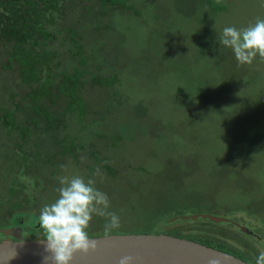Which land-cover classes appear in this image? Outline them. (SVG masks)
<instances>
[{
    "label": "rangeland",
    "instance_id": "obj_1",
    "mask_svg": "<svg viewBox=\"0 0 264 264\" xmlns=\"http://www.w3.org/2000/svg\"><path fill=\"white\" fill-rule=\"evenodd\" d=\"M70 4L76 10L68 5V12L48 25L54 34L49 45L59 52V69L71 63L84 66L81 89L88 107L85 117L79 113L82 122L59 128L57 138L70 134L59 144L61 152L51 144L55 131H43L45 124L42 129L31 126L28 137L37 134L39 144L50 142V150L45 149L50 157L36 160L39 176L46 179H41L42 192L31 183L23 191L35 195L34 212L57 198L59 176L81 175L96 180L95 186L110 199L109 211L120 216V228L109 234L183 237L174 230L187 232L201 221H212L179 216L211 214L234 222L221 226L242 237L243 253L245 242L264 249V60L257 56L251 65H238L232 50L218 41L224 27L243 28L264 18V0ZM70 28L83 39L79 34L71 38ZM78 43L83 44L80 60L74 56ZM5 70H0V80L16 77ZM5 96L0 90V102ZM13 102L5 104L13 107ZM16 115L23 124L21 119L31 122L26 112L17 110ZM5 129L0 128V135ZM12 135L21 141L19 131L12 130ZM13 146L16 160L4 152L1 169L10 171L11 161L16 166L23 162ZM29 146L34 153L36 147ZM52 152H57L56 160ZM104 223L94 216L89 236L103 235ZM35 225L18 237L1 231L12 226L1 227L0 241L44 238L39 222Z\"/></svg>",
    "mask_w": 264,
    "mask_h": 264
},
{
    "label": "trees",
    "instance_id": "obj_2",
    "mask_svg": "<svg viewBox=\"0 0 264 264\" xmlns=\"http://www.w3.org/2000/svg\"><path fill=\"white\" fill-rule=\"evenodd\" d=\"M71 1L73 0H0V65L2 66L0 70L6 69L5 72H13L16 75V77L0 80V90L6 95V99L0 102V128H6L5 133L2 132V134L8 140L5 142L3 135H0V156L4 158V152H6L7 159L16 160L13 151V145H16L20 160H23L18 166L11 161L12 164L8 165L10 171L8 167L4 169L0 167V228L18 226L25 232V230L30 231L31 227L38 226L35 225L38 223V214L34 212L36 209L33 208L36 200L35 195L23 194V191L24 187L31 183L32 187L42 192L43 180L41 179L44 178L39 176L41 171L36 167H41V164L36 160L38 156L50 157L45 152V149L50 150L49 147H46L50 142L46 140V144L42 142L39 144L37 134L28 137L31 126L35 125L38 129H42L41 125L45 124L43 131H55L51 144L57 148L59 144H65L63 142L65 138L70 139L69 133L60 134L57 138L59 128L68 130L73 125L70 122H82L79 120L81 110L80 117H85V111L87 112L88 104L85 102L81 89V74L85 71L84 66L71 63L72 67L67 66L64 69H59L62 61H55L59 52L49 45L54 41V34L48 25L56 22L57 15L66 14L68 5L70 9L76 10V6H71ZM74 1L76 2V0ZM41 2H44L42 8L39 5ZM87 6L90 9L95 7L89 3ZM82 16L80 13V18ZM69 30L73 33L71 38L79 34L83 39L84 36L77 30L73 28ZM82 47L83 44L78 43L74 55L79 57V60L82 59L80 55ZM39 49L41 51H38ZM36 51L38 55L34 57ZM57 69H59L58 73ZM58 74L60 79H58ZM1 82L11 83L13 87ZM8 99L10 102L14 101L13 107L5 104ZM44 99L48 101V104L44 103ZM61 101H64V104L66 102V105L64 106ZM17 110L31 115L29 116L31 122L27 121L29 125L26 124L25 119H21L25 125L19 122L16 115ZM40 121L44 123H40ZM12 130L19 131L18 138H21V141L14 139ZM29 145L36 147L34 153L29 151ZM59 147L61 152L63 148ZM57 155V152H52L51 157L56 160ZM9 174L12 177L9 178ZM5 177L7 178L4 179ZM202 217L199 215L197 219ZM148 218L151 220V217ZM206 220L210 222V219L206 218ZM224 222L234 223L231 220ZM221 225H225L223 221L218 223L201 221L199 227L190 228L187 232L173 230L179 232L183 237L228 251L255 264V257L259 254V250L255 249L251 243L246 245L247 242H245L246 248L243 253L242 247L244 246L239 239L242 237H237L239 234L230 231L227 226Z\"/></svg>",
    "mask_w": 264,
    "mask_h": 264
},
{
    "label": "clouds",
    "instance_id": "obj_3",
    "mask_svg": "<svg viewBox=\"0 0 264 264\" xmlns=\"http://www.w3.org/2000/svg\"><path fill=\"white\" fill-rule=\"evenodd\" d=\"M218 41L232 50L238 65H251L257 56L264 60V18L257 17L254 23L243 28L226 26L219 33ZM61 169L67 173L66 165H61ZM57 179L58 196L40 207L38 222L44 234L46 264L49 261L72 264L77 254H89L97 249L88 231L94 216L105 219V235L120 228L121 219L117 213L109 211L110 199L95 186V179L86 180L72 174ZM131 259L124 257L121 264H129ZM255 264H264V249L255 257Z\"/></svg>",
    "mask_w": 264,
    "mask_h": 264
},
{
    "label": "water",
    "instance_id": "obj_4",
    "mask_svg": "<svg viewBox=\"0 0 264 264\" xmlns=\"http://www.w3.org/2000/svg\"><path fill=\"white\" fill-rule=\"evenodd\" d=\"M200 215L213 222L229 220L217 215ZM179 217L197 219L199 215ZM238 226L243 232L252 233L248 227ZM1 231L13 237L23 232L18 226ZM90 238L96 242L97 249L89 254H77L72 264H121L126 256L132 258L129 264H252L228 251L167 233H112ZM43 239L0 241V264H46ZM47 264H51V261Z\"/></svg>",
    "mask_w": 264,
    "mask_h": 264
}]
</instances>
